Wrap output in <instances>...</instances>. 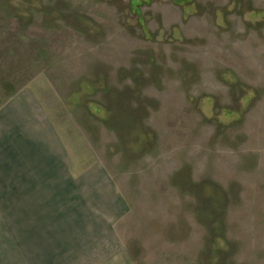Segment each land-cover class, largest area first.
<instances>
[{
	"label": "rangeland",
	"instance_id": "obj_1",
	"mask_svg": "<svg viewBox=\"0 0 264 264\" xmlns=\"http://www.w3.org/2000/svg\"><path fill=\"white\" fill-rule=\"evenodd\" d=\"M0 264H264V0H0Z\"/></svg>",
	"mask_w": 264,
	"mask_h": 264
},
{
	"label": "crops",
	"instance_id": "obj_2",
	"mask_svg": "<svg viewBox=\"0 0 264 264\" xmlns=\"http://www.w3.org/2000/svg\"><path fill=\"white\" fill-rule=\"evenodd\" d=\"M30 154H32L31 152H25L23 147L17 148L15 149V152H13V155L18 159V162H22L24 161L23 165L26 168L27 165V160L29 161V159L32 157ZM28 166V165H27ZM29 168V166H28ZM30 169V168H29ZM23 176L26 177L27 173H28V177L29 179L32 178H38V179H49V175H53L54 173L52 172H34V173H38L40 177H31V175H29V171L26 169V171L22 172ZM43 173V175H42ZM36 175V174H35ZM43 176V177H42ZM27 180V179H26ZM45 180H41L42 182H44ZM63 180L64 179H59V182H55V183H49L48 186L45 187H41V189H37V188H33L32 189V195L34 194L35 196H39L41 194H43L44 196H52L53 195L55 197L58 196H62L63 195V191H65L64 189H62L60 186L63 184ZM46 183L44 182V185ZM54 200H52V202H54ZM39 203H41V200L39 201ZM26 204L23 209L26 212H29V216H28V220H26V215H24L23 219L21 220V222L23 223L22 225L24 226V228H28L30 230V228H34V233L41 235V232L39 231H35V229H39L42 227H48V226H52L53 229L56 228H62L63 224L62 222L65 220L66 217L63 216L64 213H66L64 210L61 209V206L59 204H49L47 205L48 207H50V209L44 208L42 204ZM45 215V216H44ZM69 215V214H68ZM43 217H45V220L43 221ZM70 217V215H69ZM47 223V224H46ZM44 224V225H43ZM55 231H50L51 236H55L58 237V234Z\"/></svg>",
	"mask_w": 264,
	"mask_h": 264
}]
</instances>
